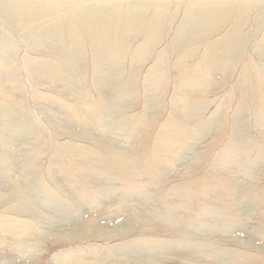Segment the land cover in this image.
I'll return each instance as SVG.
<instances>
[{"label": "rangeland", "instance_id": "374dc122", "mask_svg": "<svg viewBox=\"0 0 264 264\" xmlns=\"http://www.w3.org/2000/svg\"><path fill=\"white\" fill-rule=\"evenodd\" d=\"M78 1L0 0V264H264V0Z\"/></svg>", "mask_w": 264, "mask_h": 264}, {"label": "bare ground", "instance_id": "6f19581e", "mask_svg": "<svg viewBox=\"0 0 264 264\" xmlns=\"http://www.w3.org/2000/svg\"><path fill=\"white\" fill-rule=\"evenodd\" d=\"M189 2H190V0H188ZM79 2V4L81 5V8L83 7V8H85V12H94V10L93 9H90L89 7H90V5L92 4L90 1H88V0H81V1H78ZM198 3V4H194V5H192L193 6V8H196L195 9V12L193 13V11L192 10H188L187 12H186V14H185V16H184V14H182V16L181 17H183V20H188L189 22H192V23H194L196 26H200L201 25V21L204 19V20H209L210 22H212V21H215L216 19H218L219 17H221V16H223L224 15V13L226 12V14L229 12H227V11H225L226 9H224V8H222V7H217V6H212L213 5V3H210V4H206V3H200V2H198V1H194V3ZM209 2H211V1H209ZM200 3V4H199ZM2 5V4H1ZM45 7V6H44ZM58 7V6H57ZM60 7V6H59ZM71 7H73L72 5H71ZM210 8V9H207V8ZM50 8H53V7H51V6H49V9ZM55 8V7H54ZM69 8V7H68ZM228 8H230V7H228ZM227 8V9H228ZM241 8V7H240ZM239 8V9H240ZM247 8H249V7H246V9H245V11H242L239 15V17H237L236 15H235V17H234V19H233V21H232V14H230V18H231V21H230V27H229V29H228V33H232V34H235V35H238V34H245V32H244V30H243V28L245 27V25H246V23L248 22V12H247ZM46 9V8H45ZM48 9V10H49ZM58 9V8H57ZM55 10V9H54ZM128 10V9H127ZM132 10H134V9H132ZM131 10V11H132ZM231 10V9H230ZM52 11V10H51ZM130 11V12H131ZM77 12V11H76ZM76 12H70L69 13V15L71 14V15H73V16H78V14L76 13ZM133 12V11H132ZM137 12V11H136ZM142 12V11H141ZM150 12V11H149ZM263 12H264V8H263ZM95 13V12H94ZM127 13V12H126ZM134 13V12H133ZM137 13H140V12H137ZM143 13H144V11H143ZM143 13H141V14H143ZM166 14V13H165ZM245 14V19L246 20H242L241 19V15H244ZM123 15H125V14H121V16H123ZM127 16H134L132 13H128V14H126ZM125 15V16H126ZM140 15V14H139ZM146 15V14H145ZM155 15V14H154ZM178 15V14H177ZM120 16V17H121ZM125 16H123V17H125ZM141 16V15H140ZM171 17H172V19H175V17H176V15L175 16H173L172 14L170 15ZM145 17V16H144ZM163 17H164V15L161 13V12H157L156 13V15L154 16V18H157L156 20H159V21H161L162 19H163ZM166 17V16H165ZM169 17V16H168ZM178 17V16H177ZM243 17V16H242ZM138 18V16L136 17V19ZM146 18V17H145ZM153 20H155V19H153ZM155 20V21H156ZM138 21V20H137ZM151 22H152V20H151ZM197 22V23H196ZM200 22V23H199ZM216 22H217V20H216ZM254 23H255V20L253 21ZM262 21H258V23L256 24H254L255 26H254V30H255V33L257 34V33H260V31L262 30L263 31V35H264V25H263V23H262V25L260 24ZM156 23V22H155ZM158 23V22H157ZM241 24H242V27H241ZM188 27V26H187ZM225 27V24L223 23V26H222V28L221 27H219V28H216V29H214V31H213V33H211L210 35H214V34H218V33H220L221 31H222V29ZM192 30V29H191ZM190 30V31H191ZM244 32V33H243ZM254 33V31H253V33H252V28H249L248 30H247V32H246V34H248V35H250V34H255ZM262 33V32H261ZM104 133H106V132H104ZM115 148V147H114ZM120 152V151H119ZM19 185V184H18ZM12 196V195H11ZM9 199H10V197H9ZM15 198H13V200H14ZM117 207V206H116ZM120 206H118V208H119ZM121 208V207H120ZM122 210V209H121ZM123 211H125V214L126 215H128V216H130L131 218H132V221H134L135 220V214H134V211L132 210V208H127L126 210H123ZM122 211V212H123ZM15 212V211H14ZM119 216V215H118ZM130 221V220H129ZM128 221V222H129ZM130 223H131V221H130ZM102 224V223H101ZM18 235V234H17ZM16 238H18L17 236H16ZM20 238V237H19ZM15 239V238H14ZM12 240V239H11ZM10 240V241H11ZM14 241H16V240H14ZM14 241H12V242H14ZM19 244H16L17 246L19 245V247H23L26 243H25V241L24 240H22V239H20L19 240V242H18ZM14 244V243H13ZM15 245V244H14ZM25 247V246H24ZM29 247V246H28ZM18 248V247H17ZM18 249H20V248H18ZM148 249H150V248H148ZM29 250H30V248H29ZM146 250V249H145ZM156 250V249H155ZM32 251V250H31ZM133 251V250H132ZM129 251L130 253H133V254H137V253H139L138 251H140V250H137V251ZM22 252V251H21ZM128 252V253H129ZM168 252V251H167ZM30 253V252H29ZM34 252H32V254H33ZM156 253V252H155ZM155 253H154V249H151V251L149 250L148 252H146V253H144L143 251H141V253L140 254H142V256L144 257L145 255H143V254H146L147 256H151V257H149L148 258V260H153L154 258H156L155 257ZM117 254V253H116ZM126 254V253H125ZM125 254H123V255H121L122 257H125L124 255ZM139 254V255H140ZM163 254V253H162ZM22 255H23V253H22ZM28 255V254H27ZM34 255V254H33ZM32 255V256H33ZM113 255V254H112ZM31 256V255H30ZM31 256V257H32ZM117 256H120V254L119 255H116V257ZM29 256H27V258H28ZM115 257V256H114ZM115 259H117V258H115ZM143 261H144V259H142ZM149 262V261H148ZM116 263V262H115ZM65 264V263H64ZM147 264V263H146Z\"/></svg>", "mask_w": 264, "mask_h": 264}]
</instances>
